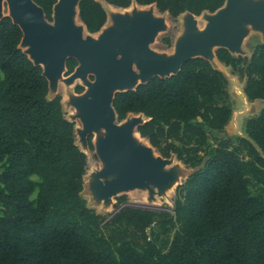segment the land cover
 Returning a JSON list of instances; mask_svg holds the SVG:
<instances>
[{"label": "trees", "instance_id": "trees-1", "mask_svg": "<svg viewBox=\"0 0 264 264\" xmlns=\"http://www.w3.org/2000/svg\"><path fill=\"white\" fill-rule=\"evenodd\" d=\"M56 1L33 0L49 21ZM104 1L155 5L173 19L213 13L225 2ZM79 18L90 34L107 20L96 0L80 1ZM21 36L8 17L0 20V264H264V105L244 122L242 137L219 136L232 116L228 82L200 58L116 93L118 120L143 114L140 136L195 172L176 187L172 214L134 208L125 196L115 198L114 214H97L81 196L86 157L73 124L60 96L49 98L41 67L19 49ZM216 57L245 79L250 102H264V43L249 59L224 49ZM75 67L68 59L65 76Z\"/></svg>", "mask_w": 264, "mask_h": 264}, {"label": "water", "instance_id": "water-1", "mask_svg": "<svg viewBox=\"0 0 264 264\" xmlns=\"http://www.w3.org/2000/svg\"><path fill=\"white\" fill-rule=\"evenodd\" d=\"M80 1L57 0L49 21L33 0H0V20L8 17L19 28V49L34 66L41 67L50 99L58 96L59 83L74 85V93L67 95L64 106L73 113L65 119L73 124L75 144L84 155L90 149L88 138L92 137L99 163L86 182L85 174L81 196L86 195L93 207L105 209L116 197L132 191L147 192L149 202L156 198L163 202L166 192L176 189L195 169L185 168L174 156L163 158L148 139L143 138L147 144L139 141L135 137H141L137 128L147 119L143 114H129L119 121L112 106L114 96L134 91L154 78L174 76L186 62L196 58L222 73L221 65H225L216 57L218 49L234 57L246 56L242 45L250 32L260 34L264 43V0H225L213 13L195 16L187 12L178 16L182 32L170 54L151 48L167 29L165 17L155 14L154 9L168 14L155 5L110 13V24L90 34L79 18ZM200 22H204L203 27H199ZM68 59H73L76 67L65 76ZM76 86L83 91L75 93ZM61 105L63 110L62 102ZM75 122L79 123L77 128Z\"/></svg>", "mask_w": 264, "mask_h": 264}, {"label": "rangeland", "instance_id": "rangeland-1", "mask_svg": "<svg viewBox=\"0 0 264 264\" xmlns=\"http://www.w3.org/2000/svg\"><path fill=\"white\" fill-rule=\"evenodd\" d=\"M97 1L101 3L103 9L105 10V12L107 14V22L105 24V27L110 24V20H109V16H108L110 13L125 12V11L129 12L134 7H136L137 9H144L145 8V7H141L139 5H136V4H131V6L128 7L127 9H119L116 7L108 6L104 0H97ZM156 14L159 16L165 17L167 29L165 32L160 33L158 35L155 42L151 45V48L157 52L170 54L173 51L174 41L182 32L181 18L178 17L176 19H173V18L169 17L168 15L160 14L159 12H157ZM203 26H204V22H200L199 27H203ZM166 38L170 40V45H168V46L164 45L162 42L163 39H166ZM261 42H262V38H261L260 34L255 33V32H250V34L245 38L243 45H242V49L246 53V56H244L243 58L249 59L250 55L252 53L253 47L256 44L261 43ZM221 71H222L223 75L225 76V78L227 79V82H228L227 90H228V93H229L231 101H232L233 113H232V118H231L230 124L225 128L224 132L221 133L219 136H221V137L229 136L231 139H235L238 136L243 135L244 122L247 119L251 118L252 116L256 115L259 112V110L261 109V107L263 106L264 102L263 101H257V103L248 102L243 95V88L245 86V79L240 78L229 67H225V66L221 65ZM75 85H78V82ZM59 87L61 89L62 88L67 89L66 100H67L68 94L74 93V85L71 87H66L62 83H59L58 88ZM58 95H60V97H61L60 93H58ZM61 102L63 104V111H64L65 116L67 118L68 115L73 113V109H71V108L64 109L65 108L64 107L65 102L63 103L62 98H61ZM252 107L254 108V113L250 114V110L252 109ZM137 135L138 134H136V136ZM138 137H139V135H138ZM145 141H146L145 144H147V140H145ZM209 143H210V145H213L211 140L209 141ZM88 151H89L90 158L87 159V155H85L86 156V176H85V180H84L85 182H86L88 174L99 168L98 159L94 155L93 147L88 149L86 152H88ZM88 164H91L92 167L88 168L87 167ZM185 168H187V167H185ZM187 170H189V169H187ZM33 179L37 181L36 178H33ZM184 181L185 180H182V184L184 183ZM122 196L126 197L127 205L132 206L134 208L142 209V210H151V211H167V212L172 214L173 206H174L173 198L175 196V189H172V190H169L166 192V196L164 197L163 202L159 201L158 198H156L154 201L149 202L147 200L148 194L145 191H132V192H129V193L122 195ZM82 197L86 200L87 205L89 207H93L91 202H90V199L86 195H82ZM115 203H116V201L114 199L112 206L109 207L108 209H105L102 206L93 207V209L95 210L96 213L101 214V215H112L116 212V208L114 207Z\"/></svg>", "mask_w": 264, "mask_h": 264}, {"label": "bare ground", "instance_id": "bare-ground-1", "mask_svg": "<svg viewBox=\"0 0 264 264\" xmlns=\"http://www.w3.org/2000/svg\"><path fill=\"white\" fill-rule=\"evenodd\" d=\"M100 3V2H99ZM6 11V9H4V12ZM158 11L156 10V9H154V13L156 14ZM58 93H60L61 94V98H62V101H63V103L65 102V100H66V94H67V89H65V88H58ZM75 124V128H77L78 126H79V123L78 122H75L74 123ZM135 137L139 140V141H141L142 143H146V141L142 138H140V137H138V135L136 136V134H135ZM86 155H87V159H89L90 158V155H89V151L88 152H86ZM88 168H91L92 167V165L91 164H88V166H87Z\"/></svg>", "mask_w": 264, "mask_h": 264}]
</instances>
